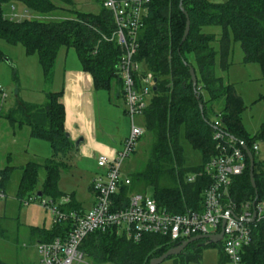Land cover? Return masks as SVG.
Here are the masks:
<instances>
[{"label":"trees","instance_id":"1","mask_svg":"<svg viewBox=\"0 0 264 264\" xmlns=\"http://www.w3.org/2000/svg\"><path fill=\"white\" fill-rule=\"evenodd\" d=\"M61 1L72 4L71 0ZM12 3L21 4L41 19L17 21L5 17L3 7ZM147 8L138 33L139 49L135 59L144 67V72L151 73L157 80L156 90L140 116L145 129L141 139L149 136L151 145L144 170L133 179L127 177L131 184L120 188L118 198L126 201L133 183L139 182L145 189L154 190L152 198L161 208L178 214L202 211L205 190L212 183L206 165L218 153L213 136L214 124L219 122L227 136L243 142L252 152L257 203H264V160L253 151L254 144L264 142V124L250 136L242 125V97L234 86L225 85L223 79L216 76L217 58H220L221 70L227 71L231 66L232 42H239L243 50L242 63L260 65L264 83V0H150ZM60 10L68 11L53 0H0V39L22 45L28 56L38 55L46 88L52 86L57 54L64 47L78 54L83 69L92 74L96 89H114L124 98L123 82L118 74L122 50L116 40H112L116 31L112 13L102 3L97 15L69 9L75 18L46 20ZM185 13L190 21V33L182 43L187 22ZM207 27H220L222 32L220 35L207 33ZM215 42L219 43V50L215 49ZM5 57L0 52V63ZM191 68L196 73L197 91L191 81ZM113 82H116L114 87ZM44 92V104L17 100L7 113L0 114V118H5L12 126L29 127L32 138L46 140L51 146L50 159L30 162L22 168L17 190L22 201L29 198L39 201L48 196L58 202L66 197L59 190V183L76 150L65 130L62 93L52 89ZM220 102L224 105L216 111L215 105ZM187 144L195 154L193 157L199 156L196 163L186 154ZM246 164V171L231 188L232 199L239 208L244 203H253L256 197L247 155ZM15 169L8 166L0 170V193L8 186ZM42 171L45 178L39 190ZM191 177L193 181H189ZM38 192L43 195L41 199L37 197ZM69 197L71 203L67 209L84 210L74 194ZM63 228L66 229L59 225L36 230L40 242H49L63 236ZM251 232V243L243 251V264H264V219L252 224ZM175 246L160 236H144L140 242H133L123 234L108 231L88 236L82 251L92 264H150L152 259ZM197 251L187 260L198 261L200 250ZM222 259L227 261L223 254ZM0 264L7 263L0 260Z\"/></svg>","mask_w":264,"mask_h":264},{"label":"built area","instance_id":"2","mask_svg":"<svg viewBox=\"0 0 264 264\" xmlns=\"http://www.w3.org/2000/svg\"><path fill=\"white\" fill-rule=\"evenodd\" d=\"M149 1L102 0L104 8L114 17L116 31L112 40H116L122 50L118 74L123 82L131 132L123 149L114 157H98L97 165L105 173L92 182L94 202L91 208L67 209L71 203L69 197L42 204L52 216V226L62 225L66 229L63 228L61 237L38 242V264H92L84 255L82 245L88 236L98 232L116 231L133 242L155 235L178 245L197 236L220 234L224 221L222 254L230 264H243V251L252 239L249 219L254 211L257 214L255 222L264 219L263 203H257L254 209L249 202L239 208L232 199L231 188L247 169L246 153L242 147L244 143L227 136L219 122L214 124L213 136L218 153L206 165L212 183L205 190L202 211L173 213L161 208L154 198L141 193L129 194L126 201L118 198L120 188L131 184L129 178L122 174V166L145 134V129L137 126L135 119L142 115L147 107L146 99L155 87L153 75L140 71V64L135 59L139 49L138 33L147 15ZM12 11L16 12L15 7ZM18 17L14 13L11 19ZM260 143L253 145L256 154L260 152ZM193 180L192 177L189 179ZM3 196L0 193V197ZM32 201L37 200L29 198L26 203Z\"/></svg>","mask_w":264,"mask_h":264},{"label":"rangeland","instance_id":"3","mask_svg":"<svg viewBox=\"0 0 264 264\" xmlns=\"http://www.w3.org/2000/svg\"><path fill=\"white\" fill-rule=\"evenodd\" d=\"M72 4L67 5L61 0H53L60 8L67 9V12L60 10L48 17L46 20L75 18L69 9L77 12L97 15L102 10L101 0H71ZM212 2H223L225 0H211ZM15 7L16 12L12 11ZM4 16L11 18L14 13L20 17L15 20L39 18L31 11L19 3L6 4L3 7ZM26 15V16H25ZM44 19V17H42ZM205 32L220 35L222 28L207 27ZM214 47L219 50V43L215 42ZM61 52H66V48L61 47ZM70 52H75L69 49ZM0 52L6 59L0 63V114H5L12 108L17 100L36 105H42L46 102L45 90L52 89L44 84V76L38 55L28 56L22 45H12L5 40L0 39ZM7 60V61H6ZM243 62V50L239 42H232V54L230 56L231 66L227 71L220 68V58H217L216 76L223 79L225 85L235 87L238 94L244 102V111L242 113V125L246 132L253 136L264 124V83L262 81V72L260 65L253 63L245 65ZM139 70L144 72V67L139 66ZM55 80L58 77L55 76ZM116 82H113V87ZM54 87V86H53ZM152 95L148 96L146 101L150 100ZM224 103L215 105V110L219 111ZM211 119L214 118L210 115ZM136 125L144 128L143 119L136 117ZM30 128L23 126H12L5 118H0V170L7 166L15 167L13 176L8 187L3 190V197H0V260L7 264H38L39 255L37 244L41 241L36 229L49 230L52 224V216L43 207V203H49L51 198L44 196L41 201L26 203L17 196L18 184L21 177L22 168L29 161H44L50 159L52 150L49 142L42 139L32 138ZM151 145L149 136L140 139L134 149V152L125 160L122 166V174L125 177L133 176L144 170ZM186 154L192 157V162L199 160L198 154L192 152L187 144ZM260 160H264V142L260 143ZM76 163V158H72ZM45 178V172L39 175L37 188L40 190ZM85 178L81 179L77 173L69 170L62 173L59 183V189L64 193H77V199L84 203L86 209L89 208L90 199L87 182ZM135 183V184H134ZM130 189L131 193L146 194L153 197L152 188H144L143 183L134 182ZM145 189V190H144ZM246 203L242 204L245 205ZM241 205V206H242ZM264 214V203L261 204ZM210 232L213 230L210 229ZM197 250L199 260H187L189 255L194 256ZM185 252V253H184ZM180 256L170 257L162 264H230L222 259L221 246L210 245L200 246L196 243L191 248L185 250Z\"/></svg>","mask_w":264,"mask_h":264},{"label":"crops","instance_id":"4","mask_svg":"<svg viewBox=\"0 0 264 264\" xmlns=\"http://www.w3.org/2000/svg\"><path fill=\"white\" fill-rule=\"evenodd\" d=\"M61 51L62 48L57 54L51 87L53 92L62 93L64 125L70 140L74 145L82 140L69 160L68 170L77 173L81 179H86L90 196L88 206L91 208L94 202L92 182L105 173V170L98 167L97 159L101 155L112 158L123 149L131 132V120L125 114L124 98L114 89H96L92 74L83 69L78 54L70 52L69 49L66 52ZM55 76L58 80H55ZM72 158H76V163ZM30 162L42 161L32 160L28 163ZM62 193L66 197L74 194L76 201L87 210L84 203L77 199L76 192Z\"/></svg>","mask_w":264,"mask_h":264},{"label":"water","instance_id":"5","mask_svg":"<svg viewBox=\"0 0 264 264\" xmlns=\"http://www.w3.org/2000/svg\"><path fill=\"white\" fill-rule=\"evenodd\" d=\"M185 15H186V18H187V22H186V29H185V32H184V35H183V38H182V43L187 39V37H188V35L190 33V21H189V18H188L186 13H185ZM190 76H191V81H192L193 87L197 91L198 82H197V77H196L195 70L193 68L190 69ZM156 81L157 80L155 79L154 82L156 83ZM153 90L155 91L156 87H154ZM199 106H200L201 112L203 113V106L201 104ZM81 141L82 140L80 139L78 142L75 143L76 149H78L79 144H80ZM242 147H243V150L245 151V153H246V155H247V157L249 159V162H250V180H251V184H252V187L255 190V195H256V197H255V199H254V201L252 203V207L254 209L256 204H257V201H258L256 185H255V181H254V165H255L254 156H253L252 152L250 151V149L245 144H243ZM42 196L43 195H42L41 192L37 193V197L39 199H41ZM256 217H257V214L254 211L252 217L249 219V223L250 224H254L255 220H256ZM224 225H225V221L223 222L222 231H221L220 234L207 235V236H197V237L191 238L188 241H185V242H182V243L176 245L175 247H173L172 249H170L166 253H164L162 256L152 259L150 264H162L165 260H167L170 257L180 256L185 250H187L190 246H192V245H194L196 243H200V246H202V247H207V246H210V245H216V244L221 243V240H222L223 235H224Z\"/></svg>","mask_w":264,"mask_h":264},{"label":"flooded vegetation","instance_id":"6","mask_svg":"<svg viewBox=\"0 0 264 264\" xmlns=\"http://www.w3.org/2000/svg\"><path fill=\"white\" fill-rule=\"evenodd\" d=\"M184 253H185V252H184ZM184 253H182V254H184ZM182 254H181V255H182Z\"/></svg>","mask_w":264,"mask_h":264}]
</instances>
